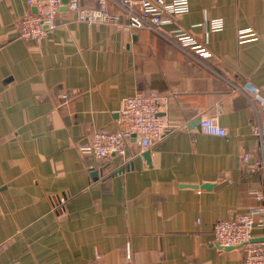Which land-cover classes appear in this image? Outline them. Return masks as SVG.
Here are the masks:
<instances>
[{"label": "crops", "instance_id": "obj_1", "mask_svg": "<svg viewBox=\"0 0 264 264\" xmlns=\"http://www.w3.org/2000/svg\"><path fill=\"white\" fill-rule=\"evenodd\" d=\"M189 2L165 34L90 24L65 5L44 38L24 40L19 20L35 6L0 0V264H121L127 244L135 264H241L242 249H221L213 228L232 211L264 218L252 210L264 207L259 116L244 89L264 98V0ZM109 9L120 12L117 0ZM248 27L257 38L240 42ZM176 29L212 55L181 47ZM136 92L165 98L162 139L132 138L125 163L82 154ZM210 117L226 135L202 130Z\"/></svg>", "mask_w": 264, "mask_h": 264}, {"label": "built area", "instance_id": "obj_2", "mask_svg": "<svg viewBox=\"0 0 264 264\" xmlns=\"http://www.w3.org/2000/svg\"><path fill=\"white\" fill-rule=\"evenodd\" d=\"M82 1L67 0V3H64L63 0H28L35 6L36 11L27 12L20 18L19 37L24 40L44 38L56 27L57 16L65 5L76 14L78 20L90 24L113 23L119 28H145L163 34L165 24L172 22L175 17L186 14L190 9L189 0H117L120 12L116 13L109 9V0H95L94 7L85 6ZM208 24L211 30L216 31L223 28L224 20L213 18ZM172 32L181 47L203 58L212 55L207 44L198 41L192 34L182 29ZM255 35L254 30L249 27L238 30L240 42ZM244 89L250 104L259 116L253 132L259 141L261 158L256 159L254 165L264 171V98L258 87L250 82L244 84ZM63 98L66 100L68 95L63 94ZM164 99L156 92H136L124 97L116 127L95 130L86 142L79 145L81 153L99 160L120 157L125 163L132 138H136L144 148L161 140L169 126L160 112V104ZM201 128L208 134H227V130L211 117L201 120ZM249 157L246 154L244 160H248ZM252 193L259 195L258 191ZM252 210L264 211V207ZM255 227L261 229L257 236L253 234ZM213 242L221 249L240 247L243 252L241 264H264V218L256 222L251 210L232 211L228 218L216 222L213 228ZM130 253V244H127V260L121 264H135Z\"/></svg>", "mask_w": 264, "mask_h": 264}, {"label": "water", "instance_id": "obj_3", "mask_svg": "<svg viewBox=\"0 0 264 264\" xmlns=\"http://www.w3.org/2000/svg\"><path fill=\"white\" fill-rule=\"evenodd\" d=\"M64 3H67V0H63ZM144 155L146 156L147 160H149V151H145ZM150 162V161H149ZM211 184L210 183H206L204 184L202 187H210ZM232 247H226L225 249H230Z\"/></svg>", "mask_w": 264, "mask_h": 264}, {"label": "rangeland", "instance_id": "obj_4", "mask_svg": "<svg viewBox=\"0 0 264 264\" xmlns=\"http://www.w3.org/2000/svg\"><path fill=\"white\" fill-rule=\"evenodd\" d=\"M130 254H131V253H130ZM131 259H132V255H131ZM126 260H127V257H126ZM126 260H125V261H126Z\"/></svg>", "mask_w": 264, "mask_h": 264}]
</instances>
